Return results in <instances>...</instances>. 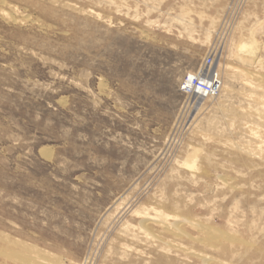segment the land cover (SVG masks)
<instances>
[{
	"label": "rangeland",
	"instance_id": "374dc122",
	"mask_svg": "<svg viewBox=\"0 0 264 264\" xmlns=\"http://www.w3.org/2000/svg\"><path fill=\"white\" fill-rule=\"evenodd\" d=\"M257 76L264 0H0V264H264Z\"/></svg>",
	"mask_w": 264,
	"mask_h": 264
},
{
	"label": "bare ground",
	"instance_id": "6f19581e",
	"mask_svg": "<svg viewBox=\"0 0 264 264\" xmlns=\"http://www.w3.org/2000/svg\"><path fill=\"white\" fill-rule=\"evenodd\" d=\"M259 48L256 47L255 45H252L251 43H244L240 49H239V53H238V57H239V60L246 64L247 66H254L255 64H257L258 62V50ZM220 70V69H219ZM218 72V71H216ZM195 73V72H194ZM261 81H264V77L262 76H257ZM217 78L218 77V73H217ZM220 83L223 85L222 81H220ZM249 83H252V82H249ZM221 85V86H222ZM220 94V93H219ZM217 97V96H216ZM210 97H205V96H198L197 94L193 97V100L195 102H197V104L194 106L195 107V110L198 108V106L200 105V101L201 100H205V99H209ZM215 98V97H214ZM203 102V101H202ZM194 105V104H193ZM200 108V107H199ZM198 108V109H199ZM195 224V223H193ZM141 226L143 227V230L145 232H147L149 235H152L154 236L153 234L149 233L148 232V227L149 226H159L161 228H163L164 230L174 234V235H177V234H182L181 232V229L182 226L180 227V225L178 223H170L169 222V219L167 216H164V214L161 213V215H157V217H151V216H148V217H144L142 222H141ZM160 229V228H159ZM198 229V228H197ZM200 230L211 236L213 235L212 231L209 230L206 226H200ZM199 231V229L197 230ZM146 233V235H147ZM151 238V237H150ZM8 250V249H7ZM9 252V251H8ZM7 253V252H6ZM194 254V253H193ZM198 255V254H197ZM202 256V255H200ZM204 256V255H203ZM201 258V257H200ZM27 259V258H26ZM25 260V259H24ZM35 264V263H34Z\"/></svg>",
	"mask_w": 264,
	"mask_h": 264
},
{
	"label": "built area",
	"instance_id": "2783aa9c",
	"mask_svg": "<svg viewBox=\"0 0 264 264\" xmlns=\"http://www.w3.org/2000/svg\"><path fill=\"white\" fill-rule=\"evenodd\" d=\"M207 60L209 62L205 61V67L197 75L188 74L181 85L182 91L188 93L191 97L197 94L198 96L214 98L221 91L220 79L217 78V74L209 70L213 65L214 58L209 57Z\"/></svg>",
	"mask_w": 264,
	"mask_h": 264
}]
</instances>
